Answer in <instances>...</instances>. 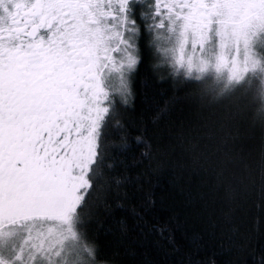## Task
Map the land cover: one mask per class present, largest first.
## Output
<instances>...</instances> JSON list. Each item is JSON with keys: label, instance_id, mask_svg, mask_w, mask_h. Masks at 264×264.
Masks as SVG:
<instances>
[{"label": "snow or ice", "instance_id": "obj_1", "mask_svg": "<svg viewBox=\"0 0 264 264\" xmlns=\"http://www.w3.org/2000/svg\"><path fill=\"white\" fill-rule=\"evenodd\" d=\"M149 57L153 72L197 85L169 153L209 177L225 221L241 206L264 221V0H0V264H220L169 258L179 246L147 218L151 192L112 248L89 228L152 157L124 111ZM133 227L167 244L133 247Z\"/></svg>", "mask_w": 264, "mask_h": 264}, {"label": "trees", "instance_id": "obj_2", "mask_svg": "<svg viewBox=\"0 0 264 264\" xmlns=\"http://www.w3.org/2000/svg\"><path fill=\"white\" fill-rule=\"evenodd\" d=\"M150 60V57L146 59L133 77V97L124 111L132 124L131 135H140L151 145L152 157L128 169L136 177L135 185L128 189V200H118L110 194V208L100 207L91 214V232L102 247L112 248L121 238L120 222L133 224L131 206L139 205L144 194L151 192L154 203L147 218L150 223L167 222L179 246L178 251H171L169 246L171 260L180 261L185 254L195 251L200 258L216 253L220 264H261L264 221L256 209L237 207L231 220L225 221L209 177L184 166L179 160V151H168L169 144L174 143L171 134L178 130L180 120L194 106L197 85L178 84L164 71L153 72L148 67ZM172 97H179L178 102L169 105L166 113L161 112ZM108 139L118 142L120 137L110 130ZM143 147L139 144L136 153ZM233 229H236L235 235ZM124 241L138 249L148 245L155 250L158 244H167L155 231L141 234L134 227ZM197 241L202 246L198 251Z\"/></svg>", "mask_w": 264, "mask_h": 264}]
</instances>
